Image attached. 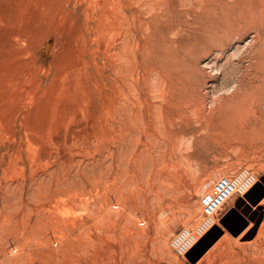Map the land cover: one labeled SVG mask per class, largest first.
<instances>
[{"label":"rangeland","instance_id":"obj_1","mask_svg":"<svg viewBox=\"0 0 264 264\" xmlns=\"http://www.w3.org/2000/svg\"><path fill=\"white\" fill-rule=\"evenodd\" d=\"M233 93L244 128L207 126ZM263 136L264 0H0V264H264V195L197 258L169 244L219 176L264 187Z\"/></svg>","mask_w":264,"mask_h":264},{"label":"built area","instance_id":"obj_2","mask_svg":"<svg viewBox=\"0 0 264 264\" xmlns=\"http://www.w3.org/2000/svg\"><path fill=\"white\" fill-rule=\"evenodd\" d=\"M257 181L251 169L240 166L230 175L219 176L210 190L200 195L201 215L191 226H179L170 236L169 244L178 255H185L219 221V212L233 195L242 196Z\"/></svg>","mask_w":264,"mask_h":264},{"label":"bare ground","instance_id":"obj_3","mask_svg":"<svg viewBox=\"0 0 264 264\" xmlns=\"http://www.w3.org/2000/svg\"><path fill=\"white\" fill-rule=\"evenodd\" d=\"M206 1H208V0H206ZM210 1V0H209ZM220 1V0H219ZM209 3V2H208ZM217 3V2H216ZM185 5H186V3H185ZM202 5H203V3H202ZM222 6H223V4H221ZM205 6V5H204ZM219 6V5H218ZM183 7V6H182ZM201 7V6H200ZM227 7V6H226ZM225 7V8H226ZM180 8V7H179ZM203 8H205V7H203ZM207 9H209V7L207 8ZM223 10V9H222ZM227 11V10H226ZM184 12V11H183ZM200 12H202V11H200ZM206 13V12H205ZM207 13H208V11H207ZM211 12L209 11V14H210ZM221 14V13H220ZM179 15V14H178ZM207 15V14H206ZM212 15V14H211ZM214 15V14H213ZM226 15H228V14H226ZM170 16V15H169ZM206 17V16H205ZM169 19V18H168ZM205 19H207V18H205ZM204 19V20H205ZM210 19V18H209ZM211 20V19H210ZM164 22V21H163ZM214 23V22H213ZM212 23V24H213ZM130 24V23H129ZM169 26V25H168ZM214 27H215V25H213ZM121 27V26H120ZM184 27V26H183ZM208 27V26H207ZM218 27V26H217ZM161 29V28H160ZM208 29L210 30V28L208 27ZM118 30V29H117ZM168 30V29H167ZM177 30H179L178 28H177ZM208 30V31H209ZM122 31V30H121ZM185 31V30H184ZM111 32V31H110ZM162 33V32H161ZM186 33V32H185ZM209 33V32H208ZM207 33V34H208ZM194 35V34H193ZM120 36V35H119ZM116 40V39H115ZM160 41V40H159ZM176 42V41H175ZM175 44V43H174ZM131 46H132V44H131ZM135 46V45H134ZM214 46V45H213ZM212 46V47H213ZM214 48V47H213ZM216 48L217 47H215V50H216ZM206 50V49H205ZM208 50V49H207ZM210 50H212L211 49V47H210ZM210 50H208V52L210 51ZM214 51V50H213ZM217 51V50H216ZM222 51V50H221ZM204 52V51H203ZM206 52V51H205ZM217 53V52H216ZM215 53V54H216ZM222 53V52H221ZM204 54V53H203ZM207 54V53H206ZM223 54V53H222ZM213 55V54H212ZM199 57V56H198ZM202 57V56H201ZM223 57V56H222ZM214 58V57H213ZM212 58V59H213ZM208 59V58H207ZM211 59V60H212ZM232 60V59H231ZM133 61H135L134 63H137L136 62V60H134L133 59ZM210 61V60H209ZM132 63V62H131ZM133 63V64H134ZM207 63V62H206ZM214 63V62H213ZM116 64V63H115ZM205 64V63H204ZM212 64V63H211ZM158 65V64H157ZM197 65V64H196ZM211 66V65H210ZM218 66H219V64H218ZM218 66H216L217 68H218ZM159 67V66H158ZM215 67V68H216ZM209 68V67H208ZM213 68V67H212ZM194 69H195V67H194ZM214 69V68H213ZM212 69V70H213ZM219 69V68H218ZM218 69H216V70H218ZM222 69V68H221ZM152 70H156V69H152ZM197 70V69H196ZM161 71V70H160ZM187 71V70H186ZM199 71H200V69H199ZM211 71V70H210ZM214 71V70H213ZM190 72V71H189ZM216 72V71H215ZM161 73V72H160ZM219 73H222V72H219ZM204 74V73H203ZM164 75V74H163ZM162 76V75H161ZM206 76V75H205ZM210 76V75H209ZM223 76H224V74H223ZM165 78H168V77H166V76H164ZM222 77V76H221ZM229 77V76H228ZM179 79H181L180 77H178ZM177 78V79H178ZM204 78V77H203ZM207 78V77H206ZM158 79V78H157ZM156 79V80H157ZM161 79L162 78H160V83H161ZM169 79V78H168ZM175 79H176V77H175ZM178 79V80H179ZM190 78H188V80H189ZM205 79V78H204ZM204 79H203V81H204ZM223 79V78H222ZM182 80V79H181ZM180 80V81H181ZM226 80V79H225ZM164 81V80H163ZM162 81V82H163ZM153 82V81H152ZM157 82H159V81H157ZM212 82V81H211ZM210 82V83H211ZM220 82V81H219ZM159 83V84H160ZM216 83V82H215ZM162 84V83H161ZM164 84V83H163ZM190 84V83H189ZM166 85H167V82H166ZM218 85V84H217ZM158 86V85H157ZM203 87V86H202ZM217 87V86H216ZM226 87V86H225ZM218 88V87H217ZM209 89H210V87H209ZM219 89V88H218ZM217 89V90H218ZM202 90V89H201ZM218 92V91H217ZM227 92V91H226ZM217 94V93H216ZM235 94L233 93V95H230V96H223V95H221V96H218V97H216L215 99H214V101L215 100H217L218 99V104H212L213 106H211L208 110H207V112H205L204 114H202L203 112H204V109L202 110L201 109V114H202V116L205 118V122H206V125L207 126H214L215 125V123H217V125L218 126H220V127H218L219 129L222 127V128H224L225 130L226 129H228V128H231L232 130L235 128H237V127H243L244 128V123L245 122H247L248 121V115H247V109H249V108H247V109H244V106L242 105V104H238V103H232L231 101H230V99L234 96ZM238 96V95H237ZM242 96V95H241ZM214 97H215V95H214ZM233 98H235V97H233ZM123 99V98H122ZM115 100V99H114ZM120 101H121V99H119ZM235 100V99H234ZM237 100V99H236ZM119 101V103H121ZM122 101H124V100H122ZM130 101V103L132 104V102H131V100H129ZM160 101V100H159ZM163 100H161V102H162ZM213 101V102H214ZM240 101V100H239ZM243 101V100H242ZM116 102V101H115ZM158 102V101H157ZM166 102V101H165ZM241 102V101H240ZM246 102V101H245ZM111 103V102H110ZM127 103V102H126ZM136 103V102H135ZM160 103V102H159ZM168 103V102H167ZM242 103V102H241ZM249 103H251V102H249ZM165 103H163V105H164ZM183 104V103H182ZM187 104V103H186ZM206 104H207V102H206ZM209 104V103H208ZM207 104V105H208ZM244 104V103H243ZM157 106L159 105L158 103L156 104ZM188 105V104H187ZM113 106H115V104L113 105ZM118 106H120V105H118ZM117 106V107H118ZM136 106H137V104H136ZM141 106V105H140ZM139 106V107H140ZM184 106V108H185V106L186 105H183ZM124 107V106H123ZM131 107H132V105H131ZM130 107V108H131ZM163 107V106H162ZM167 107H169L168 105H167ZM120 108H122V106L121 107H119V109ZM125 108V107H124ZM161 108V107H160ZM164 108V107H163ZM181 108V107H180ZM183 108V109H184ZM190 108V107H189ZM251 108V107H250ZM126 109V108H125ZM159 109V108H158ZM186 109H188V108H186ZM254 109V108H253ZM137 110H140V108L139 109H137ZM161 110H162V108H161ZM167 110V109H166ZM191 110V109H190ZM252 109H250V111H251ZM255 110V109H254ZM253 110V111H254ZM124 112H126L127 110H123ZM123 111H122V114H123ZM132 111V110H131ZM181 111V110H180ZM183 111V110H182ZM130 112V111H129ZM158 112H160V110L158 111ZM165 112V111H164ZM178 112H179V110H178ZM185 112V111H184ZM246 112V113H245ZM163 113V112H162ZM176 113H177V111H176ZM180 113V112H179ZM188 113H189V111H188ZM250 113V112H249ZM248 113V114H249ZM158 114H160V113H158ZM166 114V113H165ZM183 114V113H182ZM120 115V114H119ZM181 115V114H180ZM185 115H188L187 113L185 114ZM253 116H254V114H253ZM115 117H116V115H115ZM167 117V116H166ZM165 117V118H166ZM185 117V116H184ZM251 117V116H250ZM164 118V117H163ZM186 118H189V117H186ZM252 118V117H251ZM254 118H256V115H255V117ZM161 119H162V117H161ZM168 119V118H167ZM191 119V118H190ZM215 119H217L216 120V122H214L215 121ZM162 121H163V119H162ZM166 121V120H165ZM192 121V120H191ZM115 122V121H114ZM200 122H202V120L200 121ZM200 122H199V124H200ZM189 123V122H188ZM263 123V122H262ZM185 124V123H184ZM260 124V123H259ZM192 125V124H191ZM197 126V125H196ZM203 126V125H202ZM253 126H254V124H253ZM181 127H183V126H181ZM192 127V126H191ZM184 128V127H183ZM213 128V127H212ZM179 129V128H178ZM193 130H194V127H193ZM207 130V129H206ZM213 130V129H212ZM211 130V131H212ZM218 130V129H217ZM221 130V129H220ZM232 130H231V132H232ZM263 130V129H262ZM208 131V130H207ZM207 131H205V132H207ZM215 131H216V129H215ZM234 131V130H233ZM237 131H239V130H237ZM219 132V131H218ZM226 132H227V130H226ZM239 132H241V130L239 131ZM239 132H238V135H239ZM262 133V132H261ZM260 133V134H261ZM206 134H208V133H206ZM213 134H215V133H213ZM229 134V133H228ZM227 134V135H228ZM259 134V133H258ZM237 135V136H238ZM262 135H263V133H262ZM204 136V135H203ZM235 136H236V133H235ZM255 136V135H254ZM260 136V135H259ZM209 137V136H208ZM211 137V136H210ZM227 137H229V136H227ZM233 137H234V134H233ZM239 137V136H238ZM240 137H243L244 138V136H240ZM264 137V136H263ZM263 137H260V138H263ZM237 138V137H236ZM253 138V137H252ZM212 139V138H211ZM222 139H223V137H222ZM231 139V138H230ZM235 139V138H234ZM245 139V138H244ZM257 139V138H256ZM202 140V139H201ZM200 140V141H201ZM206 140H209V138H207ZM246 140V139H245ZM203 141H204V139H203ZM247 141V140H246ZM253 141V140H252ZM263 141H264V139H263ZM210 142V141H209ZM212 143V142H211ZM254 143V142H253ZM256 146V145H255ZM264 148V147H263ZM195 156H196V154H195ZM198 156V155H197ZM197 162V161H196ZM202 162V161H201ZM192 163V162H191ZM190 163V164H191ZM195 163V162H194ZM204 164V163H203ZM192 165V164H191ZM190 165V166H191ZM200 165V164H199ZM201 166V165H200ZM197 167V166H196ZM189 168V167H188ZM191 169V168H190ZM189 169V170H190ZM193 170V169H192ZM195 170V169H194ZM190 172V171H189ZM189 172H187V173H189ZM191 174V173H190ZM188 175V174H187ZM193 175V174H192ZM191 175V176H192ZM198 175V174H197ZM189 176V175H188ZM194 177V176H193ZM192 177V178H193ZM190 178V177H189ZM192 178H190V179H192ZM174 204V203H173ZM175 205V204H174ZM191 213V212H190ZM264 231V230H263ZM262 249H264V248H262ZM236 251V250H235ZM259 251H261V250H259ZM258 255H260V254H258ZM257 256V255H256ZM255 257V256H254ZM264 258V257H263ZM262 258V259H263ZM251 259V258H250ZM249 259V260H250ZM238 264V263H237ZM260 264H263V262L262 263H260Z\"/></svg>","mask_w":264,"mask_h":264},{"label":"water","instance_id":"obj_4","mask_svg":"<svg viewBox=\"0 0 264 264\" xmlns=\"http://www.w3.org/2000/svg\"><path fill=\"white\" fill-rule=\"evenodd\" d=\"M47 47H48V43H46L44 46L45 52L47 50ZM263 195H264V187L260 183V181H257L247 192L243 194V197L247 198L251 202V204H256ZM232 214L236 216V219H237L236 227H238L236 232H238L247 224V221L234 208L227 210L221 216L220 222H222L226 228L231 230V226L228 222L229 220L228 218ZM214 229H217V226H214L202 238H200L199 241L185 255L189 256L191 253L195 252L197 253L195 258H197L206 249V247L217 237L216 235L213 238H211V235Z\"/></svg>","mask_w":264,"mask_h":264}]
</instances>
